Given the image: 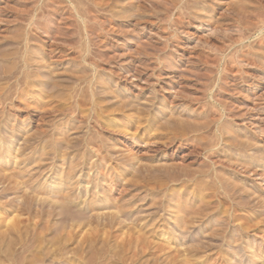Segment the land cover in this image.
Returning <instances> with one entry per match:
<instances>
[{"label":"rangeland","instance_id":"rangeland-1","mask_svg":"<svg viewBox=\"0 0 264 264\" xmlns=\"http://www.w3.org/2000/svg\"><path fill=\"white\" fill-rule=\"evenodd\" d=\"M186 1L0 0V264H264V0Z\"/></svg>","mask_w":264,"mask_h":264},{"label":"bare ground","instance_id":"bare-ground-1","mask_svg":"<svg viewBox=\"0 0 264 264\" xmlns=\"http://www.w3.org/2000/svg\"><path fill=\"white\" fill-rule=\"evenodd\" d=\"M187 1H188V0H187ZM187 1H186V2H187ZM189 1H190V0H189ZM192 2H193V1H192ZM168 3H169V2H168ZM189 3H190V2H189ZM49 4H50V3H49ZM186 4H187V3H186ZM193 4H194V3H193ZM188 5H189V4H188ZM34 18H35V17H34ZM37 18H38V16H37ZM35 19H36V18H35ZM39 19H40V18H39ZM39 19H38V20H39ZM36 21H37V20H36ZM10 22H11V21H10ZM14 23H15V22H14ZM32 23H33V22H32ZM33 24H36V23H33ZM38 24H39V23H38ZM42 24H43V23H42ZM31 26H32V25H31ZM40 26H41V24H40ZM42 26H43V25H42ZM31 29H32V28H31ZM35 31H36V30H35ZM29 32H30V31H29ZM64 34H65V33H64ZM62 37H63V36H62ZM53 39H54V38H53ZM22 41H23V40H22ZM24 45H26L25 42H24ZM1 47H2V46H1ZM25 48H26V47H25ZM15 49H16V48H15ZM20 50H21V49H20ZM27 50H28V48H27ZM6 51H7V50H6ZM10 51H11V50H10ZM10 51H9V52H10ZM14 51H17V49L14 50ZM18 51H19V50H18ZM9 52H6V53H9ZM1 53H3V51H2ZM6 53H5V54H6ZM13 53H14V52H13ZM17 53H18V52H17ZM19 54H20V53H19ZM7 55H8V54H7ZM10 55H11V53H10ZM10 55H9V56H10ZM13 55H15V53H14ZM13 55H12V56H13ZM20 55H21V54H20ZM4 56H5V55H4ZM16 56L18 57V55H16ZM0 57H1V56H0ZM2 57H3V55H2ZM5 57L7 58V56H5ZM8 59H9V58H8ZM17 59H18V58H17ZM26 59H27V58H26ZM0 60H1V59H0ZM6 60H7V59H6ZM20 60H22V59H20ZM24 60H25V59H24ZM11 61H12V60H11ZM15 61H16V59H15ZM15 61H13V63H14ZM3 63H4V62H3ZM5 63H6V62H5ZM13 63H12V66H14ZM16 63H17V62H16ZM16 63H14L15 66H19V65H16ZM1 66L3 67L4 65H1ZM21 66H22V65H21ZM21 66H20V67H21ZM7 68H8V67H7ZM13 68H14V67H13ZM17 68H18V67H17ZM30 68H32V66H31ZM8 69H9V68H8ZM9 70H10V69H9ZM3 71H4V70H3ZM11 71H12V70H11ZM18 71H19V70H18ZM24 71H25V70H24ZM29 71H30V70H29ZM29 71H28V72H29ZM4 72H5V74H6V70H5ZM8 72L10 73V71H8ZM28 72H27V73H28ZM30 72H31V71H30ZM11 73H12V72H11ZM14 73H15V72H14ZM32 73H34V72H32ZM67 73H68V72H67ZM17 74H18V73H17ZM25 74H26V73H25ZM30 74H31V73H30ZM7 75H9V74H7ZM28 75H29V74H27V76H28ZM10 76H11V75H10ZM15 76H16V73H15ZM23 76H24V75H23ZM25 76H26V75H25ZM27 76H26V78H28ZM30 76H32V75H30ZM6 77H7V76H6ZM13 77H14V76H13ZM1 78H2V77H1ZM23 78H24V77H23ZM23 78H21V80H22ZM30 78H31V77H30ZM3 79H6V78H3ZM3 79H2V80H3ZM8 79H9V77H8ZM12 79H13V78H12ZM18 79H19V78H18ZM28 79H29V78H28ZM68 79H70V77H69ZM21 80H20V81H21ZM23 80H24V79H23ZM23 80H22V81H23ZM26 80H27V79H26ZM15 81H16V80H15ZM22 81H21L20 83H22ZM55 81H57V80H55ZM55 81H54V82H55ZM24 82H26V81H24ZM57 82H60V81H57ZM18 83H19V81H18ZM54 84H55V83H54ZM21 85H22V84H20V86H21ZM26 85H27V84H26ZM29 85H31V84H29ZM59 85H60V83H59ZM12 86H13V85H12ZM14 86H15V84H14ZM14 86H13V87H14ZM18 86H19V85H18ZM27 86H28V85H27ZM32 86H34V85L32 84ZM42 86H43V85H42ZM52 86H53V85H52ZM63 86H64V85H63ZM85 86H86V85H85ZM85 86H84V87H85ZM22 87H23V86H22ZM66 87H67V86H66ZM23 88H24V87H23ZM25 88H26V87H25ZM25 88H24V89H25ZM36 88H37V87H36ZM40 88H41V87H40ZM53 88H54V87H53ZM56 88H58V87H56ZM56 88H54V89H56ZM60 88H61V87H60ZM60 88H59V89H60ZM86 88H87V86H86ZM11 89H12V88H11ZM13 89H14V88H13ZM20 89H21V88H20ZM20 89H18V90H20ZM30 89H32V88H30ZM64 89H65V88H64ZM77 89H78V88H77ZM81 89H82V88H81ZM26 90H27V89H26ZM26 90H25V91H26ZM21 91H22V89H21ZM21 91H20V92H21ZM61 91H62V90H61ZM73 91H74V90H73ZM75 91H76V90H75ZM80 91H81V90H80ZM84 91H85V90H84ZM86 91H88V89H87ZM10 93H11V92H10ZM51 93H52V92H51ZM72 93H73V92H72ZM76 93H77V92H76ZM76 93H75V94H76ZM12 94H14V93H12ZM12 94H11V95H12ZM83 94H84V93H83ZM47 95H48V94H47ZM85 95H86V94H85ZM6 96H7V95H6ZM8 96H9V95H8ZM45 96H46V94H45ZM81 96H82V95H81ZM87 96H88V93H87ZM90 96H91V95H90ZM1 97H3V95H2ZM10 97H11V96H10ZM48 97H49V96H48ZM48 97H46V98H48ZM85 97H86V96H85ZM85 97H84V98H85ZM5 98H6V97H5ZM50 98H51V97H50ZM7 99H8V98H7ZM82 100H83V99H82ZM9 101H10V99H9ZM18 101H19V100H18ZM79 101H80V100H79ZM3 102H4V101H3ZM78 104H79V103H78ZM83 104H84V103H83ZM79 105H80V104H79ZM28 106H29V105H28ZM30 106H31V105H30ZM48 106H49V105H48ZM48 106H47V107H48ZM83 106H85V104H84ZM32 107H33V106H32ZM73 107H74V106H73ZM80 107H81V106H80ZM38 108H39V107H38ZM70 108H71V106H70ZM41 109H42V108H41ZM52 109H53V108H52ZM55 109H56V108H55ZM62 109H63V108H62ZM68 109H69V108H68ZM73 109H74V108H73ZM37 110H38V109H37ZM42 110H43V109H42ZM45 110H46V109H45ZM49 110H51V109H49ZM64 110H65V109H64ZM74 110H75V109H74ZM40 111H41V110H40ZM56 111H57V109H56ZM66 111H67V110H66ZM75 111H76V110H75ZM43 112H44V111H43ZM63 112H64V111H63ZM70 112H71V111H70ZM38 113H39V112H38ZM40 113H41V112H40ZM39 116H40V115H39ZM95 119H96V118H95ZM43 120H44V119H43ZM179 122H180V121H179ZM173 123H174V122H173ZM177 123H178V121H177ZM180 124H181V123H180ZM175 125H176V124H175ZM175 125H174V126H175ZM177 126H178V125H177ZM198 128H199V127H198ZM200 128H201V127H200ZM204 128H205V126H204ZM200 130H201V129H200ZM197 132H199V131H197ZM223 135H224V134H223ZM197 137H198V136H197ZM182 138H183V137H182ZM212 138H213V137H212ZM231 138H233V137H231ZM234 138H235V137H234ZM236 138H238V137H236ZM236 138H235V139H236ZM199 139H200V138H199ZM203 139H204V138H203ZM203 139H202V140H203ZM214 139H215V138H214ZM226 139H227V138H226ZM171 140H172V139H171ZM231 140H232V139H231ZM188 141H189V140H188ZM196 141H197V139H196ZM199 141H200V140H199ZM205 141H206V140H205ZM208 141H210V140H208ZM208 141H207V142H208ZM168 142H169V141H168ZM168 142H167V143H168ZM197 142H198V141H197ZM213 142H215V141L213 140ZM234 142H235V141H234ZM234 142H233L232 144H234ZM240 142L243 143V140L240 141ZM246 142H247V139H246ZM167 143H165V144H167ZM199 143H200V142H198V145H199ZM226 143H227V141H226ZM228 143H229V142H228ZM235 143H236V142H235ZM237 143H238V142H237ZM196 144H197V143H196ZM203 144H204V143H203ZM213 144H215V143H213ZM230 144H231V141H230ZM243 144H244V143H243ZM243 144L240 145V143H239L240 147H242ZM194 145H195V144H194ZM210 145H212V143H211ZM222 145H223V144H222ZM228 145H229V144H228ZM245 145H246V143H245ZM204 146H205V144H204ZM212 146H213V145H212ZM235 146L238 147L237 145H235ZM243 146H244V145H243ZM248 146H249V145H248ZM156 147H157V146H156ZM167 147H168V145H167ZM202 147H203V146H202ZM205 147H207V146H205ZM236 147H235V148H236ZM249 147H250V146H249ZM244 148H245V147H244ZM158 149H159V148H158ZM201 149H202V148H201ZM205 149H206V148H205ZM245 149H246V148H245ZM248 149H249V148H248ZM191 150H192V149H191ZM202 150H203V149H202ZM239 150H240V149H238V151H239ZM251 150H252V148H251ZM253 150H254V149H253ZM238 151H237V152H238ZM249 151H250V150H249ZM198 152H199V151H198ZM240 152H241V151H240ZM256 152H257V151H256ZM260 152H261V151H260ZM190 153H191V152H190ZM241 153H242V152H241ZM241 153H240V154H241ZM12 154H13V153H8L7 156H11ZM236 154H237V153H236ZM189 155H190V154H189ZM198 155H199V154H198ZM252 155H253V154H252ZM11 158H12V157H11ZM232 158H233V157H232ZM223 160H224V158H223ZM232 160H233V159H232ZM235 160H236V158H235ZM230 161H231V160H230ZM219 162H220V161H219ZM221 162H223V161H221ZM221 162H220V164H221ZM236 162H237V161H236ZM206 163H207V162H206ZM215 163H216V162H215ZM224 164H225V162H224ZM224 164H223V165H224ZM228 164H230V163H228ZM215 165H216V164H215ZM241 165H242V164H241ZM243 165H244V164H243ZM224 166H225V165H224ZM228 166H229V165H228ZM204 167H205V166H204ZM208 167H210V166H208ZM243 167H245V166H243ZM169 169H171V168H169ZM174 169H175V168H174ZM176 169H177V168H176ZM176 169H175V170H176ZM246 169H248L247 166H246ZM175 170H174V171H175ZM182 170H183V169H182ZM215 170H217V169H215ZM253 170H254V169H253ZM166 171H167V169H166ZM169 171H173V170H169ZM202 171H204V170H202ZM177 172H178V171H177ZM179 172H180V171H179ZM186 172H187V171H186ZM186 172H185V173H186ZM190 172H191V171H190ZM172 173H175V172H172ZM182 173H183V172H182ZM198 173H199V172H198ZM201 173H202V172H201ZM204 173H205V172H204ZM210 173H211V172H210ZM212 173H213V172H212ZM187 174H188V173H187ZM193 174H194V173H193ZM193 174H192V175H193ZM15 175H16V174H15ZM178 175H179V174H178ZM181 175H182V174H181ZM192 175H191V176H192ZM194 175H195V174H194ZM194 175H193V176H194ZM209 175H210V174H209ZM209 175H208L207 177H209ZM214 175H215V174H214ZM173 176H174V175H173ZM191 176H190V177H191ZM212 176H213V175H212ZM216 176H217V175H216ZM218 176H219V175H218ZM258 176H259V175H258ZM176 177H177V176H176ZM183 177H184V176H183ZM202 177H203V176H202ZM178 178H179V176H178ZM178 178H177V179H178ZM180 178H181V177H180ZM180 178H179V179H180ZM188 178H189V177H188ZM197 178H198V177H197ZM199 178H200V177H199ZM217 178H219V177H217ZM171 179H172V178H171ZM175 179H176V178H175ZM203 179H204V178H203ZM203 179H202V180H203ZM167 180H170V179H167ZM190 180H191V179H190ZM210 180H211V179H210ZM175 181H176V180H175ZM198 181H199V180H198ZM167 182H170V181H167ZM172 182H173V181H172ZM195 182H196V181H195ZM195 182H194V183H195ZM199 182H200V181H199ZM199 182H198V183H199ZM203 182H205V180H204ZM218 182H219V181H218ZM23 183H24V182H23ZM200 183H201V182H200ZM211 183H212V181H211ZM219 183H221V182H219ZM165 184H166V183H165ZM167 184H168V183H167ZM180 184H183V183H180ZM195 184H196V183H195ZM204 184H205V183H204ZM204 184H203V185H204ZM208 184H209V183H208ZM226 184H227V183H226ZM20 185H21V184H20ZM20 185H19V186H20ZM161 185H162V184H161ZM199 185H200V184H199ZM166 186H167V185H166ZM192 186H194V185L192 184ZM192 186H191V187H192ZM204 186H205V185H204ZM225 186H226V185H225ZM232 186H234V185H232ZM180 187H181V185H180ZM199 187H200V186H199ZM227 187H228V186H227ZM160 188H161V187H160ZM197 188H198V187H197ZM205 188H206V187H205ZM207 188H208V187H207ZM210 188H211V187H210ZM222 188H223V187H222ZM234 188H235V187H234ZM244 188H245V187H244ZM213 189H214V188H213ZM223 189H224V188H223ZM225 189H226V191H227V188H225ZM162 190H163V189H162ZM178 190H179V189H178ZM198 190H199V189H198ZM204 190H205V189H204ZM208 190H209V189H208ZM223 191H224V190H223ZM228 191H229V188H228ZM161 192H162V191H161ZM206 192H207V191H206ZM224 192H225V191H224ZM233 192L235 193V191H233ZM199 193H200V192H199ZM229 193H230V192H229ZM231 193H232V192H231ZM234 193H233V194H234ZM219 194H220V193H219ZM236 194H237V192H236ZM236 194H235V195H236ZM252 194H253V192H252ZM212 195H213V194H212ZM224 195H225V194H224ZM227 195H228V193H227ZM64 196H66V195H64ZM67 196H68V195H67ZM208 196H209V195H208ZM249 196H251V194H250ZM252 196H253V195H252ZM61 197H62V195L60 196V198H61ZM230 197H231V196H230ZM230 197H229V198H230ZM208 198H209V197H208ZM254 198H255V197L253 196L252 199L255 200ZM62 199H63V198H62ZM66 199H67V198H65V200H66ZM68 199H69V198H68ZM70 199H71V198H70ZM70 199H69V200H70ZM237 199H238V198H237ZM65 200H63V201H65ZM208 200H209V199H208ZM230 200H231V199H230ZM232 200H233V199H232ZM240 200H241V199H239V201H240ZM242 200H243V199H242ZM242 200H241V201H242ZM245 200H246V199H245ZM37 201H38V200H37ZM61 201H62V200H61ZM73 201H74V200H73ZM199 201H200V200H199ZM204 201H205V200H204ZM236 201H238V200H236ZM241 201H240V202H241ZM27 202H28V201H27ZM29 202H30V201H29ZM39 202H40V201H39ZM175 202H176V200H175ZM183 202H184V201H183ZM207 202H208V201H207ZM233 202H234V201H233ZM242 202H243V201H242ZM245 202H248V201H245ZM10 203H11V202H10ZM64 203H65V202H64ZM67 203H68V200H67ZM70 203H71V202H70ZM204 203H206V202H203V204H204ZM213 203H214V202H213ZM234 203H236V202H234ZM8 204H9V203H8ZM22 204L24 205V202H23ZM25 204H26V203H25ZM62 204H63V203H62ZM62 204H60V205L62 206ZM68 204H69V203H68ZM198 204H199V202H198ZM201 204H202V203H201ZM206 204H207V206H208L209 202L206 203ZM214 204H215V203H214ZM240 204H241V203H240ZM6 205H7V204H6ZM28 205H29V203H28ZM31 205H32V204H31ZM65 205H67V204H65ZM177 205H178V204H177ZM199 205H200V204H199ZM209 205H210V204H209ZM212 205H213V204H212ZM212 205H210V206H212ZM215 205H216V204H215ZM225 205H226V204H225ZM227 205H228V204H227ZM234 205H235V204H234ZM237 205H238V203H237ZM245 205H247V204H245ZM250 205H251V204H250ZM26 206H27V205H26ZM42 206H43V204H42ZM61 206H60V207H61ZM63 206H64V205H63ZM71 206H72V204H71ZM71 206H68V207H66V208H69V207H71ZM77 206H78V205H77ZM167 206H168V205H167ZM238 206H239V205H238ZM24 207H25V205H24ZM40 207H41V205H40ZM196 207H197V206H195V209H196ZM208 207H209V206H208ZM208 207H207V208H208ZM225 207H226V206H225ZM225 207H224V208H225ZM246 207H247V206H246ZM22 208H23V207H22ZM52 208H53V207H52ZM62 208H63V207H61V209H62ZM166 208H167V207H166ZM192 208H193V207H192ZM204 208H205V206H204ZM213 208H214V207H212V209H213ZM244 208H245V207H244ZM19 209H20V207L18 208V210H19ZM26 209H27V208H26ZM26 209H25V210H26ZM28 209H29V208H28ZM50 209H51V208H50ZM61 209L59 210L60 212H62ZM64 209H65V208H64ZM70 209H71V208H70ZM70 209L67 210V211L70 212ZM76 209H78V208H76ZM119 209H120V208H119ZM121 209H122V208H121ZM123 209H124V208H123ZM168 209H169V208H168ZM186 209H187V208H186ZM186 209H185V210H186ZM193 209H194V208H193ZM193 209H192V210H193ZM197 209H198V208H197ZM201 209H202V207H201ZM201 209H200V210H201ZM78 210H79V209H78ZM81 210H82V209H81ZM117 210H118V209H117ZM117 210H116V212H118ZM189 210L191 211V208H189ZM208 210H209V209H208ZM228 210H229V209H228ZM20 211H21V210H20ZM22 211H23V210H22ZM26 211H27V210H26ZM71 211H72V210H71ZM91 211H92V210H91ZM91 211H90V212H91ZM123 211H124V210H123ZM179 211H180V210H178V212H179ZM186 211L188 212V210H186ZM195 211L198 212V214H200V213H199V210H198V211H197V210H194L193 212H195ZM209 211H210V210H209ZM222 211H223V209H222ZM233 211H234V210H233ZM245 211H246V210H245ZM64 212H65V211H64ZM72 212L74 213V210H73ZM76 212H77V211H76ZM76 212H75V213H76ZM81 212H82V211H81ZM83 212H84V211H83ZM86 212H87V211H86ZM204 212H205V211H204ZM204 212H203V213H204ZM211 212H212V211H211ZM240 212H241V211H240ZM47 213H48V210H47ZM67 213H68V212H67ZM70 213H71V212H70ZM190 213H191V212H190ZM190 213H189V215H192V214H193V213H192V214H190ZM49 214H50V211H49ZM51 214H53V213H51ZM65 214H66V213H65ZM77 214H78V213H77ZM81 214H82V213H80L79 215H81ZM86 214H87V213H86ZM86 214H84V215H86ZM116 214H117V213H116ZM119 214H120V212H119ZM119 214H117L118 217H119ZM181 214H182V213H181ZM195 214H196V213H195ZM220 214H221V213H220ZM66 215H67V214H66ZM66 215H65L64 217H66ZM82 215H83V214H82ZM183 215H184V214H183ZM187 215H188V214H187ZM241 215H242V214H241ZM50 216H51V215H50ZM50 216H49V217H50ZM52 216H53V215H52ZM60 216L62 217V214H61ZM89 216H90V215H89ZM94 216H95V215H94ZM102 216H103V215H102ZM112 216H113V215H112ZM194 216H195V215H194ZM233 216H234V215H233ZM14 217H15V216H14ZM17 217H18V216H17ZM47 217H48V214H47ZM57 217H58V216H57ZM64 217H63V220H64ZM81 217L84 218L85 216H81ZM86 217H87V216H86ZM95 217H96V216H95ZM95 217H94V218H95ZM105 217L107 218V215H106ZM118 217H117V218H118ZM183 217H185V215H184ZM201 217H202V216H201ZM226 217H227V216H226ZM238 217H239V216H238ZM238 217H237V218H238ZM70 218H71V217H69V220H70ZM73 218H74V217H72V219H73ZM79 218H80V217H79ZM110 218H111V217H110ZM114 218H115V217H114ZM192 218H193V216H192ZM202 218H203V217H202ZM231 218H232V217H231ZM3 219H4V218H3ZM75 219H77V218H75ZM81 219H82V218H81ZM92 219H93V218H92ZM92 219H91V222H93ZM97 219H98V218L96 217V220H97ZM112 219H113V218H112ZM187 219H188V218H187ZM243 219H244V218H243ZM8 220H9V222H7V220H6V223H4V225H5V224H8V223H11L12 220H10L9 218H8ZM15 220H16V217H15ZM18 220H19V219H18ZM18 220H17V221H18ZM41 220H42V219H41ZM79 220H80V219H79ZM82 220H83V219H82ZM84 220H85V219H84ZM84 220H83V221H84ZM114 220H115V219H114ZM193 220H194V219H193ZM2 221H3V220H2ZM59 221L61 222V220H59ZM67 221H68V220H67ZM77 221H78V220H77ZM83 221H82V222H83ZM87 221H88V220H87ZM103 221H104V220H103ZM117 221H118V219H117ZM183 221H184V220H183ZM183 221H182V222H183ZM185 221H187V220H185ZM195 221H196V220H195ZM236 221H237V220H236ZM3 222H4V221H3ZM22 222H23V221H22ZM22 222H21V223H22ZM44 222H45V221H44ZM64 222H65V220H64ZM64 222H63V223H64ZM80 222H81V221H80ZM85 222H86V221H85ZM85 222H84V223H85ZM91 222H87V223H91ZM94 222L97 223L98 220H97V221H94ZM107 222H108V221H107ZM115 222H116V220H115ZM115 222H113V223H115ZM120 222H121V221H120ZM187 222H188V221H187ZM193 222H194V221H193ZM193 222H192V223H193ZM244 222H245V220H244ZM37 223H38V222H37ZM42 223H43V222H42ZM45 223H46V222H45ZM58 223H59V222H58ZM63 223L61 222L60 226H61ZM99 223H100V220H99ZM99 223H98V224H99ZM113 223H112V224H113ZM185 223H186V222H185ZM246 223H247V222H246ZM11 224L13 225L12 227H14V228H13L14 230L12 229L13 231L18 230V226L15 227V226H14L15 224H13V223H11ZM66 224H67V223H66ZM85 224H86V223H85ZM91 224H92V223H91ZM107 224H109V223H107ZM110 224H111V223H110ZM181 224H183V223H181ZM19 225H20V224H19ZM44 225H45V224H44ZM64 225H65V224H64ZM94 225H95V224H94ZM96 225H97V224H96ZM100 225H101V223H100ZM102 225H105V224L103 223ZM113 225H114V224H113ZM183 225H185V224H183ZM192 225H193V224H192ZM256 225H257V224H256ZM6 226H7V225H6ZM6 226H5V227H6ZM80 226H81V225H80ZM89 226H90V225H89ZM109 226H110V225H109ZM116 226H117V225H116ZM116 226H115V227H116ZM141 226H142V225H141ZM248 226H250V224H249ZM248 226H245V227L248 228ZM7 227H8V226H7ZM9 227H10V225H9ZM41 227H42V226H40V230H41ZM57 227H59V225H58ZM100 227H101V226H100ZM100 227H99V228H100ZM102 227H103V226H102ZM107 227H108V225H107ZM115 227H114V228H115ZM119 227H121V226H119ZM137 227L139 228V226H137ZM189 227H190V226H189ZM218 227H219V226H218ZM15 228H16V229H15ZM22 228H23V226H22ZM33 228H34V227H33ZM62 228H63V227H62ZM62 228L60 229V227H59L58 229L61 231ZM65 228H66V227H65ZM68 228H69V227H68ZM68 228H67V229H68ZM74 228H75V226H74ZM74 228H73V229H74ZM76 228H77V226H76ZM93 228H95V226H94ZM96 228H97V227H96ZM114 228H112V229H114ZM140 228H141V227H140ZM140 228H139V229H140ZM182 228H183V227H182ZM184 228H185V227H184ZM1 229L4 230L5 228L3 229V227H2ZM9 229H10V228H9ZM20 229H21V228H20ZM25 229H27V228L25 227ZM25 229H24V230H25ZM31 229H32V228H31ZM43 229H45V228H43ZM55 229H56V228H55ZM108 229H109V228H108ZM135 229H136V228H135ZM143 229H144V228H143ZM158 229H159V228H158ZM179 229H180V228H179ZM185 229H186V228H185ZM7 230H8V229H7ZM12 230H8V233H9V231L12 232ZM22 230H23V229H22ZM37 230H39V229H37ZM94 230H95V229H93V231H94ZM140 230H142V229H140ZM140 230H139V231H140ZM182 230H183V229H182ZM186 230H187V229H186ZM189 230H190V229H189ZM27 231H28V230H27ZM32 231H33V230H32ZM45 231H46V230H45ZM73 231H75V230H73ZM101 231H102V230H101ZM105 231L108 232L107 230H105ZM139 231L137 232L138 234H139ZM17 232H18V231H17ZM38 232H39V231H38ZM62 232H63V231H62ZM103 232H104V231H103ZM106 232H105L104 234H106ZM140 232H141V231H140ZM142 232H143V231H142ZM142 232H141V234H143ZM214 232H215V231H214ZM217 232L219 233V231H217ZM1 233H2V232L0 231V235H1ZM5 233H6V232H5ZM46 233H47V231L45 232V234H46ZM64 233H66V232H64ZM68 233H69V232H68ZM91 233H92V232H91ZM95 233H96V231H95ZM101 233H102V232H101ZM101 233L99 232V234H101ZM145 233H146V232H145ZM215 233H216V232H215ZM3 234H4V233H3ZM14 234H15V233H14ZM17 234H19V233H17ZM36 234L38 235L37 232H36ZM36 234H35V235H36ZM40 234H41V233H40ZM70 234H71V233H70ZM78 234H79V233H78ZM107 234H108V233H107ZM107 234H106V235H107ZM212 234H213V233H212ZM8 235H9V234H7L6 237H7ZM90 235H91V234H90ZM93 235H95V234H93ZM213 235H214V234H213ZM219 235H222V234L219 233ZM33 236H34V234H33ZM39 236H40V235H39ZM60 236H61V235H60ZM63 236H64V235H63ZM63 236H62V238H63ZM69 236H70V235H69ZM69 236H68V237H69ZM76 236H77V235H76ZM91 236H92V235H91ZM95 236H96V235H95ZM102 236H104V235H102ZM111 236H112V235H111ZM13 237H14V235H13ZM30 237H31V235H30ZM41 237H42V236H41ZM74 237H75V235H74ZM92 237H93V236H92ZM106 237H107V236H106ZM212 237H213V236H212ZM0 238H1V237H0ZM4 238H5V237H4ZM8 238H9V237H8ZM8 238H7V239H8ZM37 238H40V237H37ZM45 238H46V236H45ZM58 238H59V237H58ZM93 238H94V237H93ZM103 238H104V237H102V238H100V239L102 240ZM139 238H140V237H139ZM139 238H138V239H139ZM142 238H143V237H142ZM213 238H214V237H213ZM63 239H64V238H63ZM65 239H67V241L69 242V240H68L67 237H65ZM209 239H210V238H209ZM4 240H6V239H4ZM29 240H30V239H29ZM31 240H33V239H31ZM37 240L42 241V240H40V239H37ZM70 240H71V239H70ZM105 240H106V239H105ZM214 240H215V239H214ZM220 240H221V238H220ZM0 241H2V240H0ZM10 241H11V240H10ZM25 241H26V240H25ZM51 241H55V239H54V240H51ZM63 241H64V240H63ZM83 241H84V240H83ZM86 241H87V240H86ZM91 241H92V240H91ZM198 241H199V240H198ZM205 241H206V240H205ZM205 241H204V242H205ZM36 242H37V241H36ZM44 242H45V241H44ZM46 242H47V241H46ZM87 242H88V241H87ZM92 242H93V241H92ZM200 242L202 243V240H201ZM204 242H203V243H204ZM210 242H211V241H210ZM219 242H220V241H219ZM2 243H3V242H2ZM6 243H7V242H6ZM40 243H41V242H40ZM40 243H39V244H40ZM53 243H54V242H53ZM63 243H66V242H63ZM203 243H202V244H203ZM207 243H208V242H207ZM215 243H216V242H215ZM50 244H52V243H50ZM205 244H206V243H205ZM25 245H26V243H25ZM62 245H63V244H62ZM81 245H83V244H81ZM121 245H122V244H121ZM121 245H120V246H121ZM123 245H124V244H123ZM123 245L121 246V248L124 247ZM126 245H127V244H125V247H126ZM128 245H129V244H128ZM4 246H5V245H4ZM48 246H49V245H48ZM166 246H167V245H166ZM200 246H201V245H200ZM205 246H207V245H205ZM213 246H214V245H213ZM66 247H67V246H66ZM66 247H65V248H66ZM211 247H212V245H211ZM214 247H215V246H214ZM60 248H61V247H60ZM197 248H198V247H197ZM202 248H203V247H202ZM208 248H209V247H208ZM165 249H166V248H165ZM192 249H193V248H192ZM194 249H195V248H194ZM39 250H40V249H39ZM62 250H63V249H62ZM122 250H123V249H122ZM162 250H163V249H162ZM190 250H191V249H190ZM196 250H197V249H196ZM196 250H195V251H196ZM207 250H208V249H207ZM56 251H57V250H56ZM64 251H65V249H64ZM188 251H189V250H188ZM54 252H55V251H54ZM54 252H53V254H54ZM65 252H66V251H65ZM68 252H69V250H68ZM207 253H208V252H207ZM207 253H206V254H207ZM209 253H210V252H209ZM56 254H57V252H56ZM192 254H193V253H192ZM194 254H195V253H194ZM199 254H201V253L199 252ZM189 255H191V253H190ZM189 255L187 254V256H189ZM64 256H65V255H64ZM57 257H58V256H57ZM55 258H56V257H55ZM120 258H121V257H120ZM187 258H188V257H187ZM62 259H63V258H62ZM64 259H65V258H64ZM67 259H68V257H67ZM188 259H189V258H188ZM188 259H186V260H188ZM224 259H225V258H224ZM219 260H220V259H219ZM184 262H185V261H184Z\"/></svg>","mask_w":264,"mask_h":264}]
</instances>
